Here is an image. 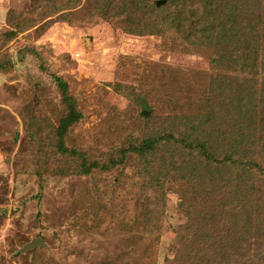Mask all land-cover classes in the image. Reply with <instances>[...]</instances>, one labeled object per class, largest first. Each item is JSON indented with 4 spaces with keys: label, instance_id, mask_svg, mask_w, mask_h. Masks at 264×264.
I'll return each mask as SVG.
<instances>
[{
    "label": "trees",
    "instance_id": "1",
    "mask_svg": "<svg viewBox=\"0 0 264 264\" xmlns=\"http://www.w3.org/2000/svg\"><path fill=\"white\" fill-rule=\"evenodd\" d=\"M80 10L86 15L80 21L101 18L129 34L211 49L215 59L204 108L168 114L150 128V114L139 113L147 128L137 137L124 135L100 159L66 143L84 115L67 83L56 77L61 109L55 121L40 115L25 124L41 185L49 176L116 171L115 206L123 213V189L133 186V215L119 219L126 248H115L99 264L122 257L128 258L122 264L156 263L168 182L178 188L185 220L172 226L163 264H264V0H30L29 10L8 12L11 29L4 34L7 39L35 25L68 21ZM9 63L0 61V70ZM93 213L86 206L79 216L98 217L92 225L99 227L100 215Z\"/></svg>",
    "mask_w": 264,
    "mask_h": 264
},
{
    "label": "rangeland",
    "instance_id": "2",
    "mask_svg": "<svg viewBox=\"0 0 264 264\" xmlns=\"http://www.w3.org/2000/svg\"><path fill=\"white\" fill-rule=\"evenodd\" d=\"M29 9L30 0H0V61H10L0 70V264H99L124 247L127 232L119 219L133 215L128 197L133 199L135 190L124 187L123 213L115 206L116 171L49 176L41 185L28 148L27 119L42 115L55 121L61 109L55 79L61 78L84 115L68 132L66 143L90 159L104 158L124 135L137 137L147 128L139 113L150 114V128L168 114L204 108L202 97L215 58L211 49L129 34L101 18L80 21L86 18L83 10L77 19L45 28L35 25L6 39L8 12L17 16ZM176 190L174 184H165L155 264H163L161 256L169 253L172 226L185 220ZM86 206L94 211L91 216L100 215L99 227L92 225L98 217L80 218ZM34 238L44 245L24 248Z\"/></svg>",
    "mask_w": 264,
    "mask_h": 264
},
{
    "label": "water",
    "instance_id": "3",
    "mask_svg": "<svg viewBox=\"0 0 264 264\" xmlns=\"http://www.w3.org/2000/svg\"><path fill=\"white\" fill-rule=\"evenodd\" d=\"M42 246L44 245L43 241L41 239H37V238H34L32 240H30L29 242H27L25 245H24V248H29V247H34V246Z\"/></svg>",
    "mask_w": 264,
    "mask_h": 264
}]
</instances>
